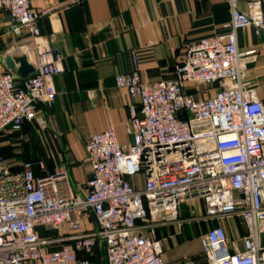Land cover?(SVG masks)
Returning <instances> with one entry per match:
<instances>
[{
	"label": "built area",
	"instance_id": "built-area-1",
	"mask_svg": "<svg viewBox=\"0 0 264 264\" xmlns=\"http://www.w3.org/2000/svg\"><path fill=\"white\" fill-rule=\"evenodd\" d=\"M32 1L0 0L12 33L32 37L34 53L26 79L0 69L2 132L20 130L24 122L46 128L37 105L53 101V77L63 70L59 48L39 34L37 22L47 10H35ZM227 1L226 31L187 44L172 78L145 82L136 66L115 76L134 100L126 119L130 141L119 142L113 128L89 136L84 196L74 192L66 171L37 174L41 159L13 169L0 157V264H166L156 228L180 229L192 221L217 222L199 236L200 264H264V103L242 79L256 50L237 45L239 28L264 30V14L261 0H248L247 10ZM211 84L217 87L206 96ZM193 199L202 202L203 213L181 217V204ZM90 213L96 229L83 228ZM229 217L245 225L236 241L220 223ZM63 226L67 235L38 230Z\"/></svg>",
	"mask_w": 264,
	"mask_h": 264
},
{
	"label": "crops",
	"instance_id": "crops-1",
	"mask_svg": "<svg viewBox=\"0 0 264 264\" xmlns=\"http://www.w3.org/2000/svg\"><path fill=\"white\" fill-rule=\"evenodd\" d=\"M247 1L236 0L237 7L247 10ZM261 3L264 14V0ZM32 7L47 10L38 19L39 34L50 46L59 48L63 70L53 77V101L37 105L38 115L47 120L46 128L24 122L21 131L30 136L31 156L43 161L44 169L39 171H66L74 192L81 196L90 176L85 149L89 136L113 128L119 142L130 141L126 119L134 100L116 85L115 76L136 66L145 82L172 78L174 63L185 46L202 36L224 33L230 18L227 0H33ZM12 27V18L0 10V69H8V56L25 54L28 61L34 56L32 37L27 33L14 36ZM22 44L29 48L26 53L11 47ZM237 45L240 50H256L242 79L264 103V30L257 34L253 26L239 28ZM208 88L206 96L214 92L208 93ZM22 161L11 163L20 165ZM190 201H196L198 209L189 213L188 202L182 203L183 218L203 213L200 200ZM215 223L192 221L180 229L175 224L158 226L156 236L162 240L166 264L202 263L199 236ZM82 225L84 229L97 228L92 213L82 218ZM38 230L42 235L69 233L66 226L60 231Z\"/></svg>",
	"mask_w": 264,
	"mask_h": 264
},
{
	"label": "rangeland",
	"instance_id": "rangeland-1",
	"mask_svg": "<svg viewBox=\"0 0 264 264\" xmlns=\"http://www.w3.org/2000/svg\"><path fill=\"white\" fill-rule=\"evenodd\" d=\"M216 87V84H211L208 88V93L210 90L214 91ZM31 148L32 142L30 141V136L25 135V132L20 131L16 134L10 132L0 133V157L9 162H20L23 159L32 157L30 154ZM197 209L196 201H188L189 213L195 212ZM220 223L226 228L227 237L230 240L236 241L245 233V225L239 217H229L220 221ZM208 228H205L203 232Z\"/></svg>",
	"mask_w": 264,
	"mask_h": 264
},
{
	"label": "water",
	"instance_id": "water-1",
	"mask_svg": "<svg viewBox=\"0 0 264 264\" xmlns=\"http://www.w3.org/2000/svg\"><path fill=\"white\" fill-rule=\"evenodd\" d=\"M5 64L8 69L16 72L19 78L26 79L30 73L34 71V66L28 61L27 56L22 54L16 57H6ZM142 117V115H140ZM94 247L99 260V248L97 239L94 242Z\"/></svg>",
	"mask_w": 264,
	"mask_h": 264
},
{
	"label": "trees",
	"instance_id": "trees-1",
	"mask_svg": "<svg viewBox=\"0 0 264 264\" xmlns=\"http://www.w3.org/2000/svg\"><path fill=\"white\" fill-rule=\"evenodd\" d=\"M23 126V125H22ZM21 129H22V127H21ZM21 129L20 130H10V131H5V132H10V133H14V134H16V133H18V132H20L21 131ZM0 133H4V132H2V131H0ZM39 158H33V157H30V158H26V159H24V160H31V161H36V160H38ZM20 167V165H12V168L13 169H18ZM34 170H35V172L37 173V174H39V173H41L40 171H39V168L38 167H35L34 168Z\"/></svg>",
	"mask_w": 264,
	"mask_h": 264
}]
</instances>
